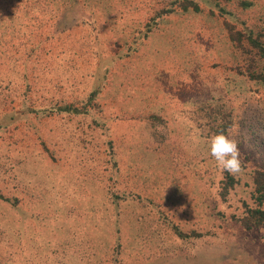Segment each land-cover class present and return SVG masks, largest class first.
Masks as SVG:
<instances>
[{
    "label": "rangeland",
    "instance_id": "obj_1",
    "mask_svg": "<svg viewBox=\"0 0 264 264\" xmlns=\"http://www.w3.org/2000/svg\"><path fill=\"white\" fill-rule=\"evenodd\" d=\"M262 47L264 0H0V264H264Z\"/></svg>",
    "mask_w": 264,
    "mask_h": 264
},
{
    "label": "clouds",
    "instance_id": "obj_2",
    "mask_svg": "<svg viewBox=\"0 0 264 264\" xmlns=\"http://www.w3.org/2000/svg\"><path fill=\"white\" fill-rule=\"evenodd\" d=\"M210 155L215 159L217 166L222 171L236 174L241 169L240 152L237 142L224 133L210 137Z\"/></svg>",
    "mask_w": 264,
    "mask_h": 264
},
{
    "label": "trees",
    "instance_id": "obj_3",
    "mask_svg": "<svg viewBox=\"0 0 264 264\" xmlns=\"http://www.w3.org/2000/svg\"><path fill=\"white\" fill-rule=\"evenodd\" d=\"M260 54H261V56H262V58H263V60H264V47H262L261 49H260ZM263 71H264V67H263V69H262ZM264 77V76H263Z\"/></svg>",
    "mask_w": 264,
    "mask_h": 264
}]
</instances>
